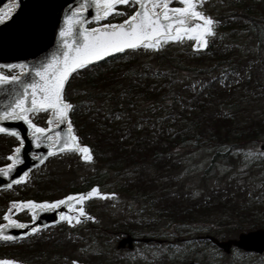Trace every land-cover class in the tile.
I'll return each mask as SVG.
<instances>
[{"label": "trees", "instance_id": "obj_1", "mask_svg": "<svg viewBox=\"0 0 264 264\" xmlns=\"http://www.w3.org/2000/svg\"><path fill=\"white\" fill-rule=\"evenodd\" d=\"M201 2L199 9L218 21L205 48L194 50L195 41L185 38L159 50L125 51L72 74L64 89L65 99L75 106L69 120L92 160L60 153L32 169L23 183L0 190V222L11 201H52L96 186L114 193L111 199L125 203L133 216L103 221L92 204L95 199L86 201L94 224L103 225L95 236L100 245L109 230L166 240V233L177 239L193 228L220 239L264 228V160L248 162L242 154L264 143V111L253 114L248 108L260 92L255 86L264 88V66L247 57L264 49V0ZM118 8L125 15L113 14L107 22L124 20L135 6ZM31 114L35 124L45 127L44 112ZM17 144L14 137L0 134V166L9 162ZM65 157L89 169L77 181L59 186L64 174L75 169L61 161ZM182 174L183 180L176 181ZM76 226L62 223L0 242V257L69 264L84 235ZM170 228L173 233L166 231ZM185 236L187 246L197 243ZM213 247L226 264L229 256ZM236 251L243 258L250 254ZM188 260L193 258L184 255L180 262Z\"/></svg>", "mask_w": 264, "mask_h": 264}, {"label": "snow or ice", "instance_id": "obj_2", "mask_svg": "<svg viewBox=\"0 0 264 264\" xmlns=\"http://www.w3.org/2000/svg\"><path fill=\"white\" fill-rule=\"evenodd\" d=\"M173 2L181 6L170 7ZM119 5L135 6V10L127 15L120 23H104L110 15L123 16V11L117 10ZM202 6L201 0H79L71 7L64 17L63 26L59 30L61 46L49 53L35 66L26 64L4 65L5 68H19L21 73H30L33 79L25 81L22 76L4 75L0 73V85H18L19 91L13 89V95L0 110V121H23L27 125L31 142L36 147L47 144L49 154L64 151L81 153L80 159L91 161L92 155L87 146L78 143V137L73 132L69 120L70 111L75 106L64 97L65 82L70 73L84 69L94 61H99L112 53H125V50H159L168 42H179L183 39L194 40L193 49L206 47V37L214 35V26L218 21L198 10ZM92 9L91 21L96 27H85L89 23L88 15ZM10 15V13H9ZM5 19L0 14V23ZM48 112V127H40L33 123L31 113ZM119 119V117H117ZM66 125L63 132L59 129ZM0 133H8L23 144L21 133L15 128L0 125ZM20 147L7 156L10 161L6 167L0 168V175L9 177L11 171L20 162ZM264 154V153H262ZM27 173L20 175L13 183L25 180ZM115 195L101 193L96 186H92L85 193H75L64 196L55 201L34 202L13 201L11 209L4 213L3 219L7 224H0V240H15L5 234V228H25L26 225L11 218V211L28 210L32 219H36L37 211L60 209L64 206L68 211L58 213L61 221L69 224L80 223L81 218L94 219L88 216L82 206L84 201L98 197L109 198ZM37 232L36 227L30 229ZM0 264H16L13 260H0ZM73 264H76L73 261Z\"/></svg>", "mask_w": 264, "mask_h": 264}, {"label": "water", "instance_id": "obj_3", "mask_svg": "<svg viewBox=\"0 0 264 264\" xmlns=\"http://www.w3.org/2000/svg\"><path fill=\"white\" fill-rule=\"evenodd\" d=\"M78 2L79 0H0V14H3L4 11L7 13L4 21L0 23V68L10 70L9 68H5L4 65H19L21 63L32 67L36 65L37 61H42L49 53L58 49L61 46L59 30L63 26L64 17L69 13L70 8L77 5ZM171 4L170 7H176L171 6ZM91 14L92 9H89L88 13L86 14L88 15L89 23L92 22ZM88 24H86L85 27H87ZM94 27L96 26L89 28ZM117 54L120 53H112L109 56L103 57L99 61H94L89 65L96 64ZM76 71L70 73L68 80ZM16 75L22 76L26 82L33 79V76L30 73H21V70ZM68 80L65 82V86ZM14 88L19 91L18 85H0V110H2L5 102L11 99L12 95L14 94ZM49 115L50 113H48L47 120ZM0 125L8 128H15L21 133V138L23 140L22 145L19 143L14 147V149L16 147L21 148V152L19 154L20 162L11 171L9 177L0 175V190L23 183L25 180L15 184L13 183V180L18 179L19 176L23 175L24 173L28 174L32 169L42 165L49 157L65 152H76L64 151L60 153L54 152L53 154H49L47 144H41L39 147H36L32 144L31 138L28 134L27 125H25L23 121H0ZM65 128L66 125L62 126L59 130L63 132ZM0 134L11 136L8 133ZM78 143L80 144L79 140ZM260 148L264 149V143L260 146ZM3 167H6V165L0 166V168ZM60 211L67 212L68 210L64 206H61L60 209L47 210L43 212L37 211L35 220L32 219V213L29 211L31 219L27 222L19 221L13 218L11 215L12 219L17 220L19 223L25 224L26 227L5 228V234L11 235L16 238L15 240H18L34 234L30 231L32 227H36L37 231H39L43 228L57 225L62 222L58 215ZM0 224L6 225L7 221H3ZM197 239L208 240L224 254H229L232 249H238L247 253H254L258 255L264 254V228L241 231L236 237H230L226 239H220L211 234L197 236ZM142 240L147 242L150 239L143 238ZM10 241L14 240H0L2 243ZM157 241L161 242L160 240ZM132 242L133 238L127 234L118 240L116 243V249H132ZM183 264L195 263L193 261H187Z\"/></svg>", "mask_w": 264, "mask_h": 264}, {"label": "rangeland", "instance_id": "obj_4", "mask_svg": "<svg viewBox=\"0 0 264 264\" xmlns=\"http://www.w3.org/2000/svg\"><path fill=\"white\" fill-rule=\"evenodd\" d=\"M203 1V0H201ZM181 6L177 2H173L171 6ZM117 10H120V8H117ZM200 10V9H198ZM201 11V10H200ZM127 18V16H125ZM101 24L104 23H115V22H100ZM247 57L249 58H255V61H258L260 65L263 67L264 65V49H262V52L260 55H258L255 50L253 53H247ZM253 61V62H255ZM20 70H12L8 75H16L17 72ZM0 73H4L0 70ZM7 75L6 73H4ZM256 90H260L258 97L253 98L251 100V104L248 108H250L251 112L253 114L262 113L264 111V88H261V86H255ZM45 127L48 126L47 124V116L48 113H45ZM30 118L32 119V114H30ZM33 121V119H32ZM40 126V125H39ZM43 127V126H41ZM263 144V142H259L256 145H254L251 148H247L242 151V154L244 155V158L247 159V161H259L261 159L264 160V149H261L260 146ZM76 155L79 157L78 160L83 162H89L84 161L80 159L81 153H76ZM201 157V154H198V158ZM61 161H70L72 165L75 167L74 170L68 171V173L64 174L62 177L61 183L59 186L65 185L67 182L71 180H78V177L88 171L89 165L88 164H80L77 166V160H68L63 158ZM201 160H197V162H200ZM202 162V161H201ZM229 166L225 167V170L228 169ZM224 170H221V173ZM184 175H180L176 181L183 180ZM178 182H175L177 184ZM195 185V183H192ZM200 188V187H199ZM64 190L63 192H65ZM101 193H107V192H101ZM110 194V193H107ZM64 195H61L52 201L58 200L62 198ZM68 195V194H67ZM90 199H95L93 201V205L98 207L99 212V218L103 221H110V219H116V217H120V219H129L131 216L129 208L125 205V203L121 202L120 200L114 198L111 199V196L109 198L100 199L98 197H93ZM31 199L26 200H16V201H27ZM15 201V200H14ZM34 201V200H32ZM47 201V200H44ZM44 201H34V202H44ZM88 201V200H86ZM83 202L82 205H77V207L82 206L85 209V203ZM13 202V201H11ZM11 202L8 204V206L5 207V209L2 211L1 214V222L5 221L3 219V215L5 212L9 211L11 209ZM51 202V201H48ZM87 212V211H86ZM88 213V212H87ZM19 214L27 215V217L24 220L18 219ZM11 215L13 218L19 220V221H30L31 217L28 210H22L20 212H16L14 209L11 211ZM88 215V214H87ZM90 216V215H88ZM94 218V217H93ZM63 224L75 226L78 224V226L74 227L75 229H84L83 231V239L81 242L80 248L76 249L74 251V259L71 260L69 264H73V261L76 262V264H154L155 260H160L162 258H165V264H183L180 262L181 259H183L184 255H188V257L193 258V261L195 264H222V261L220 258L217 257V253L214 250V247L212 244H205L203 241H200L196 239L198 235H203L201 232L197 233V231L193 228L189 233L184 232L185 234L180 235L179 237L174 238L173 236H169L170 233H166L163 236H166L165 239L167 240L166 244H159V245H138L133 251H117L115 248L116 242H117V236L114 230H109L106 234V242L104 245H100L95 242L98 231H103V225H99L95 222L94 219H84L81 218L80 223H76L75 220H73L72 224H69L67 221H62ZM61 223V224H62ZM207 224H210L207 223ZM94 225V227H92ZM48 229V228H45ZM44 230V229H43ZM167 232H172V228L169 230H166ZM173 233V232H172ZM190 234L193 238L195 237V242H190V247L187 246L188 241L184 240L183 237H187L185 235ZM236 234H230L229 237H236ZM190 249V252H189ZM192 249H195L197 252L193 253L191 252ZM196 254V255H195ZM229 258L226 260V264H264V254L263 255H254L249 254L245 258H243L239 252L236 250L232 251V253L228 254ZM84 259V260H81ZM128 260L127 263H122L121 260ZM0 260H13L16 262V264H39V263H27V262H21L16 259L8 258V257H0ZM86 260V261H85Z\"/></svg>", "mask_w": 264, "mask_h": 264}, {"label": "flooded vegetation", "instance_id": "obj_5", "mask_svg": "<svg viewBox=\"0 0 264 264\" xmlns=\"http://www.w3.org/2000/svg\"><path fill=\"white\" fill-rule=\"evenodd\" d=\"M92 227H94V225H92ZM129 234L132 238H133V248L132 249H127V248H122V249H117V251H124V250H128V251H133L136 246L138 245H161V244H166L167 243V240H164L162 238H157V237H154V236H142V235H139V234H131L129 232H117L116 233V236H117V242L120 238H122L123 236ZM143 238H146V239H150L149 241L145 242L143 241L142 239ZM157 240H160L161 242L157 241ZM116 242V243H117ZM115 248H116V245H115ZM122 263H127L128 260L124 259V260H121Z\"/></svg>", "mask_w": 264, "mask_h": 264}, {"label": "bare ground", "instance_id": "obj_6", "mask_svg": "<svg viewBox=\"0 0 264 264\" xmlns=\"http://www.w3.org/2000/svg\"><path fill=\"white\" fill-rule=\"evenodd\" d=\"M4 15H5V17L7 16V13L4 11V13H3Z\"/></svg>", "mask_w": 264, "mask_h": 264}]
</instances>
